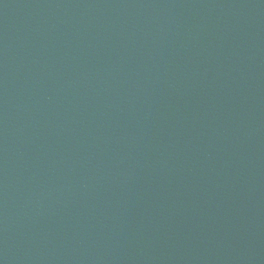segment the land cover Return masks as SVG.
I'll list each match as a JSON object with an SVG mask.
<instances>
[{
    "label": "water",
    "instance_id": "obj_1",
    "mask_svg": "<svg viewBox=\"0 0 264 264\" xmlns=\"http://www.w3.org/2000/svg\"><path fill=\"white\" fill-rule=\"evenodd\" d=\"M0 264H264V0H0Z\"/></svg>",
    "mask_w": 264,
    "mask_h": 264
}]
</instances>
